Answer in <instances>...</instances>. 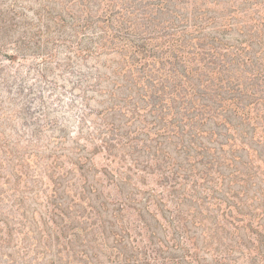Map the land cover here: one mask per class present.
<instances>
[{
  "label": "rangeland",
  "instance_id": "374dc122",
  "mask_svg": "<svg viewBox=\"0 0 264 264\" xmlns=\"http://www.w3.org/2000/svg\"><path fill=\"white\" fill-rule=\"evenodd\" d=\"M0 264H264V0H0Z\"/></svg>",
  "mask_w": 264,
  "mask_h": 264
}]
</instances>
